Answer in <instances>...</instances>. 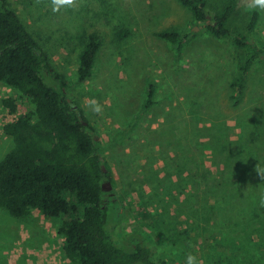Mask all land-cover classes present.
Segmentation results:
<instances>
[{"label": "rangeland", "instance_id": "obj_1", "mask_svg": "<svg viewBox=\"0 0 264 264\" xmlns=\"http://www.w3.org/2000/svg\"><path fill=\"white\" fill-rule=\"evenodd\" d=\"M227 1L209 3L213 11ZM251 3L238 1L230 28L244 32L258 12L252 37L264 49V10ZM10 7L59 75V85L47 84L63 88L99 143L112 178L103 184L116 198H108L106 224L109 231L118 224L116 245L132 253L139 243L157 263L188 264L192 256L194 264H264V65L252 67L238 98L240 51L232 39L210 36L177 0H10ZM168 30L196 32L181 56L157 36ZM93 33L102 40L93 78L78 84ZM149 85L154 104L144 110ZM34 111L0 84V161L14 147L4 126ZM63 222L0 209V264H70Z\"/></svg>", "mask_w": 264, "mask_h": 264}, {"label": "trees", "instance_id": "obj_2", "mask_svg": "<svg viewBox=\"0 0 264 264\" xmlns=\"http://www.w3.org/2000/svg\"><path fill=\"white\" fill-rule=\"evenodd\" d=\"M177 1L210 36L233 40L242 62L232 87L241 98L252 67L264 65V49L252 37L258 12L252 13L244 32H237L230 22L239 0H228L222 9L213 11L209 0ZM128 34L121 30L118 36L125 39ZM195 35V31L178 30L157 34L180 56ZM101 47L100 35L91 34L79 56L78 84L93 78ZM46 78L59 82L47 53L10 7V0H0V84L15 89L35 108L3 128L14 147L0 161V209L15 219L28 218L33 211L51 221L64 218L59 234L70 264H166L155 262L152 251L139 243L128 253L114 242L112 230L118 224L106 229L108 198L113 196L102 189L103 182L112 178L108 169L104 171L99 143L76 103L62 87L48 85ZM155 89L149 85L144 110L153 106Z\"/></svg>", "mask_w": 264, "mask_h": 264}, {"label": "clouds", "instance_id": "obj_3", "mask_svg": "<svg viewBox=\"0 0 264 264\" xmlns=\"http://www.w3.org/2000/svg\"><path fill=\"white\" fill-rule=\"evenodd\" d=\"M55 3H57L58 5L59 4L70 5L72 3V0H55ZM250 7H258L259 9L264 10V0H252ZM95 111L96 112L101 111L98 105L95 107ZM188 264H194V258L192 256L188 257Z\"/></svg>", "mask_w": 264, "mask_h": 264}, {"label": "water", "instance_id": "obj_4", "mask_svg": "<svg viewBox=\"0 0 264 264\" xmlns=\"http://www.w3.org/2000/svg\"><path fill=\"white\" fill-rule=\"evenodd\" d=\"M197 31H198V29H197ZM84 124H85V126H87L88 123L87 122H84ZM104 171H105V173L107 172L106 168H104ZM102 189L105 192H110L111 191V184L109 182L103 184L102 185Z\"/></svg>", "mask_w": 264, "mask_h": 264}]
</instances>
